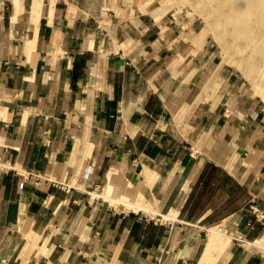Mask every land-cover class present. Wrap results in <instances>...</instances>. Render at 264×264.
Listing matches in <instances>:
<instances>
[{"label":"crops","instance_id":"0c3cea01","mask_svg":"<svg viewBox=\"0 0 264 264\" xmlns=\"http://www.w3.org/2000/svg\"><path fill=\"white\" fill-rule=\"evenodd\" d=\"M154 3L0 0V264H264V113Z\"/></svg>","mask_w":264,"mask_h":264},{"label":"rangeland","instance_id":"374dc122","mask_svg":"<svg viewBox=\"0 0 264 264\" xmlns=\"http://www.w3.org/2000/svg\"><path fill=\"white\" fill-rule=\"evenodd\" d=\"M199 1L200 0H155L153 7L156 8V14L158 16L164 14L170 18H175V20H182L184 28L187 27L191 30L192 43L196 46L204 45L208 51H213L216 54V62L220 64L217 70L209 76L207 86L205 87L207 92L206 96L208 98H213V95L220 88L230 93L232 92L230 90H233L235 94H238V101L241 107L247 109L252 108L256 111L262 110L264 113V93H262L264 80L259 77H262V70L259 72V67L253 64H251L253 70L247 66H239L238 63L241 61V56H239L238 53H235V56H230L227 52L225 53V50H223L222 45L218 41L220 35L217 30L212 25L211 29L206 28V21L204 18L202 19V15L198 11L197 3H199ZM217 72H220V74L217 75ZM229 74L231 75L229 76ZM233 82L234 86H232ZM113 205L118 206L116 204ZM215 226L220 228L219 225Z\"/></svg>","mask_w":264,"mask_h":264},{"label":"bare ground","instance_id":"6f19581e","mask_svg":"<svg viewBox=\"0 0 264 264\" xmlns=\"http://www.w3.org/2000/svg\"><path fill=\"white\" fill-rule=\"evenodd\" d=\"M197 7L202 19L204 18L206 21V28L211 29L212 25L219 33L218 41L225 53L227 52L230 56H235L234 54L238 53L241 56L239 66H247L251 70H253L251 64L259 67V72L262 70V77H259L264 80V0H200ZM262 90L264 93V88ZM90 194L99 196L95 193ZM100 197L105 198L101 195ZM106 199L131 206L135 210L140 208L118 197ZM151 213L159 215L155 212ZM212 231L227 235L223 230L215 227H212ZM221 234L219 235L221 236ZM218 243L220 244V242Z\"/></svg>","mask_w":264,"mask_h":264},{"label":"built area","instance_id":"2783aa9c","mask_svg":"<svg viewBox=\"0 0 264 264\" xmlns=\"http://www.w3.org/2000/svg\"><path fill=\"white\" fill-rule=\"evenodd\" d=\"M24 179L25 178L23 176V179L18 182V188L19 189H21L24 186V183H25V180ZM257 217H258V215H257ZM258 218L261 219V220H263L264 219V216L263 215H260V217H258Z\"/></svg>","mask_w":264,"mask_h":264}]
</instances>
